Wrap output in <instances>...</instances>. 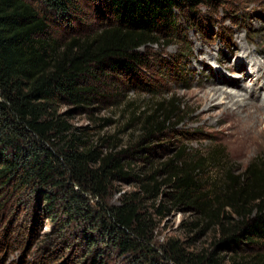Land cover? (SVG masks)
Instances as JSON below:
<instances>
[{"label":"trees","instance_id":"obj_1","mask_svg":"<svg viewBox=\"0 0 264 264\" xmlns=\"http://www.w3.org/2000/svg\"><path fill=\"white\" fill-rule=\"evenodd\" d=\"M90 1L107 24L92 36L62 42L52 27L58 17L73 18L80 0H0V187L42 198L52 220L63 210L70 218L94 222L92 230L118 249L140 254L137 264H160L143 245L156 224L142 211L139 198L125 195L120 205H100V211L84 201V194L106 200L114 182L137 178L125 153L104 155L59 108L91 109L98 91L90 79L106 73L137 74L146 66L140 49L172 38L178 13L195 20L196 9L211 0ZM180 106L173 99L152 104L147 135L167 130ZM220 154L219 149L198 155L184 148L164 165L176 189L174 204L216 221L223 238L208 252L188 251L173 240L160 256L163 264H264V157H257L242 176L221 165L222 174L213 181L205 172L221 164ZM147 179L155 184L143 188L156 197L155 174ZM205 182L216 188H205ZM212 200L223 202L222 208L214 209ZM226 208L240 219L231 227ZM164 209L157 211L164 215ZM259 247L260 253L239 254L243 248L251 252Z\"/></svg>","mask_w":264,"mask_h":264},{"label":"rangeland","instance_id":"obj_2","mask_svg":"<svg viewBox=\"0 0 264 264\" xmlns=\"http://www.w3.org/2000/svg\"><path fill=\"white\" fill-rule=\"evenodd\" d=\"M195 14L193 20L188 14L178 13V29L172 38L140 49L146 66L137 74L106 73L90 79L89 84L98 91L91 109L67 104L59 108L66 120L84 131L90 145L99 146L104 155H128L124 158L137 178L114 182L106 200L84 194V201L100 211V205H120L125 195L139 198L142 211L149 213L156 224L143 245L159 257L160 264L165 263L160 257L164 247L173 240L188 251L208 252L223 238L216 221L174 204L176 189L168 182L164 165L184 148L198 155L219 149L221 164L205 172L215 181L222 174L221 165L234 176H242L257 157H264V139L248 154H242V148L232 143L224 131L227 122H218L221 110L205 111V105L195 101L215 87L236 91L226 85L229 81L250 91L254 82L251 79H257L258 73L251 70L264 61V0H211ZM73 16L68 20L58 17L52 27L62 42L80 35L92 36L107 24L90 0H80ZM171 99L181 105L178 117L164 132L147 135V117L154 112L152 104ZM261 100L264 98L258 95L256 102ZM154 174L159 187L156 197L144 190L155 184L147 179ZM211 183L203 186L215 189ZM222 204L213 201L210 205L218 209ZM161 206L165 207L164 215L157 211ZM47 211V203L35 194L12 193L0 187V264H137L142 259L140 254L118 249L104 234L92 230L94 222L70 218L63 210L52 220ZM225 215L231 218L228 227L240 220L230 208H226ZM260 252L261 247L251 252L243 248L239 254Z\"/></svg>","mask_w":264,"mask_h":264},{"label":"bare ground","instance_id":"obj_3","mask_svg":"<svg viewBox=\"0 0 264 264\" xmlns=\"http://www.w3.org/2000/svg\"><path fill=\"white\" fill-rule=\"evenodd\" d=\"M257 66L251 70L258 73L257 79H251L254 82L250 91L244 90L238 82L229 81L226 85L236 91L215 87L195 100L205 105V111L221 110L218 122H227L224 131L232 143L242 148V154H248L264 139V101L256 102L258 95L264 98V61H259Z\"/></svg>","mask_w":264,"mask_h":264}]
</instances>
